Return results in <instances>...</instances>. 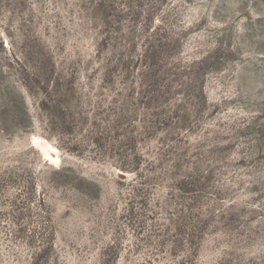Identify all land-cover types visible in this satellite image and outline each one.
Instances as JSON below:
<instances>
[{"label":"rangeland","instance_id":"rangeland-1","mask_svg":"<svg viewBox=\"0 0 264 264\" xmlns=\"http://www.w3.org/2000/svg\"><path fill=\"white\" fill-rule=\"evenodd\" d=\"M0 264H264V0H0Z\"/></svg>","mask_w":264,"mask_h":264}]
</instances>
